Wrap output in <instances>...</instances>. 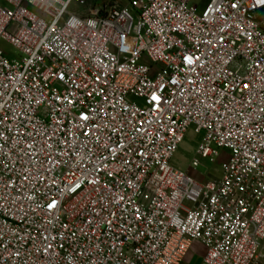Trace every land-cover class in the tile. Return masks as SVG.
<instances>
[{"label":"built area","instance_id":"1","mask_svg":"<svg viewBox=\"0 0 264 264\" xmlns=\"http://www.w3.org/2000/svg\"><path fill=\"white\" fill-rule=\"evenodd\" d=\"M191 1L0 0V264H264V0Z\"/></svg>","mask_w":264,"mask_h":264},{"label":"rangeland","instance_id":"2","mask_svg":"<svg viewBox=\"0 0 264 264\" xmlns=\"http://www.w3.org/2000/svg\"><path fill=\"white\" fill-rule=\"evenodd\" d=\"M209 0H192L190 3L191 7L198 6L200 10L205 8ZM124 4H127V1H123ZM77 6L71 8L72 11L78 10ZM1 49L8 55L14 54V49L2 43L0 45ZM199 143V138L191 132L187 135L185 141L181 144L179 151L175 155L172 163L177 168H188L193 160L195 155L196 148ZM195 176L200 177L201 175L205 176L207 179H214L220 175V166L217 162H210L205 160L202 162V166L194 173ZM182 264H201V257L196 255V251L193 250L190 252L186 260Z\"/></svg>","mask_w":264,"mask_h":264}]
</instances>
